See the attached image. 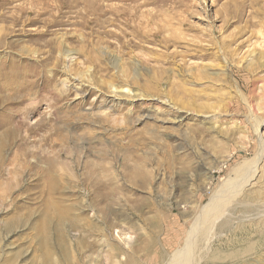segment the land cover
Masks as SVG:
<instances>
[{"label": "rangeland", "instance_id": "1", "mask_svg": "<svg viewBox=\"0 0 264 264\" xmlns=\"http://www.w3.org/2000/svg\"><path fill=\"white\" fill-rule=\"evenodd\" d=\"M263 24L264 0H0V264H69L40 226L54 176L96 227L81 254L67 231L74 262L171 263L246 161L194 264H264Z\"/></svg>", "mask_w": 264, "mask_h": 264}, {"label": "bare ground", "instance_id": "2", "mask_svg": "<svg viewBox=\"0 0 264 264\" xmlns=\"http://www.w3.org/2000/svg\"><path fill=\"white\" fill-rule=\"evenodd\" d=\"M229 19H230V17H229ZM223 21H224V19H223ZM153 38H155V37L153 36ZM232 38H234V36ZM212 41H213V39H212ZM226 41H225V43H226ZM233 41H234V39H233ZM209 42H211V41H209ZM214 42L215 41H213V43ZM165 43H166V41H165ZM216 44L218 45V43H216ZM163 45H165V44H163ZM213 46H214V44H213ZM216 48H217V46H216ZM235 53H237V52H235ZM251 91L253 93V90H251ZM252 93H250V95ZM250 108H251L252 112L256 111L254 106H251ZM263 124H264V122L260 123V126ZM6 148H7V145L5 143L1 144V148H0V170L1 171H3V167L5 165L4 160L2 159L1 155ZM56 155H58V154H56ZM13 163H17V161L14 159ZM53 165H55V164H53ZM250 165H251L250 161H249V163H248V161H246V162H243L241 165L238 166L237 169L234 170V173L236 174L235 178L231 181V183L229 182L227 187H225L224 189L222 187V189L220 191L218 190L219 192L217 193V195L215 194L216 197L213 196L211 203L204 208V210L200 214V216L197 217L196 221H194L195 223H193L194 225H192V228L189 232V236H188L186 245L184 246V248L182 250L178 251L174 255V257H172L171 263H168V264H194V259H195L194 258V251L196 249V246L198 247V245H197L198 242L199 241H201V242L205 241V239L208 238L207 236L214 232V227L220 221V220H218L219 217L222 214H225V211H227V208H228L229 203H230L229 202L230 197L232 196L234 198V197L240 196V194L243 193V190L247 187L246 185H248L255 178L256 169L253 170L255 164H254V166L253 165L251 166L250 170H247L250 167ZM49 168H51V166ZM138 172L139 171H137V173ZM53 173H54V171H53ZM10 174L14 175V176L19 175L17 171L13 172V173L11 172ZM89 176H90V174H89ZM56 177L57 176L49 177V179H47L48 182L46 181L47 187H44L43 191H42L44 194H47V198L44 201L45 210L43 212V216L40 218V226L42 229V234L44 236V244H46V248L49 250L51 247V243H50L51 239L49 238V235L51 234V227L54 224L55 232H56V236H57V243L59 245L60 250L62 251V254L64 255V258L66 260H68L69 264H79L80 261H84L82 258L79 259V261L76 260V262H74L73 258H71L72 260L70 259V251H71L69 249L70 248V240L68 239L67 231L69 229H75V230L82 229V231H80V236L77 238V240H75V243L79 247L80 254H81L82 252L87 251L86 249L94 251L98 247L96 242L90 241V238L93 236V233L96 232V227L94 226V223L91 220L83 217L82 215H76V213L74 212V210H75L74 206L73 205H67L66 202L64 201V198L62 199L61 196H60L61 198L57 197V195L62 191V188L60 187V184H58L57 181L54 179ZM46 178H48V177L46 176ZM58 178H60V177H58ZM4 186H5L4 192H2L4 194V197L7 196L8 194H10V192H13L15 190V185L12 184L11 182L4 185ZM260 188L263 189V187H260ZM253 193L258 194L257 192H253ZM246 196L250 197V195H248V194H246L245 197ZM257 197H259L258 200L263 199L264 198V190L260 194V196H257ZM233 198H231V199H233ZM0 200H2V195H0ZM30 216L31 215H29L28 217H30ZM82 222H84V223L82 224ZM225 222H226V225L229 224L228 220H226ZM221 227H225V225L222 224ZM108 228H112V226L108 225ZM124 240L126 241V245L127 244L129 245V243H131L133 241V238L131 236H129V237H125ZM73 257H75V256H73ZM108 257H109V259L106 257L108 260L107 261L108 264H118V263H116V261L113 262L114 260L113 261L111 260L114 258L112 255H109ZM130 260H133V259L131 258ZM93 262H97V261H93ZM85 263L86 262H84V264ZM133 263H134V261H133ZM133 263L131 261H128L127 263L125 262V264H133ZM196 264H199V263L197 262Z\"/></svg>", "mask_w": 264, "mask_h": 264}]
</instances>
